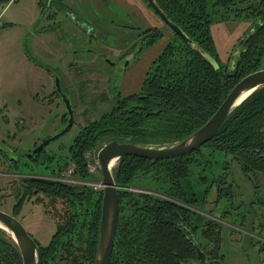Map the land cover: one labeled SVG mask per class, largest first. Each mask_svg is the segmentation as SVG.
Instances as JSON below:
<instances>
[{
  "label": "trees",
  "instance_id": "16d2710c",
  "mask_svg": "<svg viewBox=\"0 0 264 264\" xmlns=\"http://www.w3.org/2000/svg\"><path fill=\"white\" fill-rule=\"evenodd\" d=\"M10 1L15 0H0V8ZM54 1H37L41 16ZM153 1L192 42L171 30L170 40L145 71L139 91L130 95L117 92L115 103L107 111L96 119H84L69 145L68 160L55 172L58 175L71 162V178L81 182L22 177L20 185L7 196L13 197L14 216L23 201H31L37 194L46 196L44 202H34L43 205L55 229L45 245L34 238L40 264H94L102 189L95 190L87 183L95 181L88 171L87 153L94 148L98 151L100 140L117 138L155 146L179 141L215 112L239 79L261 68L264 0H212V11L208 10V0ZM145 4L152 10L146 0ZM215 13L219 19L230 14L253 19L251 32L232 64L229 56L220 60L216 51L210 32ZM161 35L156 26L139 30L129 44L137 45L130 55L152 46ZM32 149L29 156L35 164L53 158ZM233 161L252 183L256 173L264 172V86L248 94L213 136L190 153L159 160L132 155L118 158L112 169L118 186V216L109 264H196V248L204 252L208 263L223 264L220 222L203 218L197 210L213 186L219 199L234 195L233 185L226 178ZM14 162L17 167L18 160ZM215 165L220 173L214 171ZM144 181L153 183L156 193L128 190ZM21 262L15 241L0 227V264Z\"/></svg>",
  "mask_w": 264,
  "mask_h": 264
},
{
  "label": "rangeland",
  "instance_id": "374dc122",
  "mask_svg": "<svg viewBox=\"0 0 264 264\" xmlns=\"http://www.w3.org/2000/svg\"><path fill=\"white\" fill-rule=\"evenodd\" d=\"M37 1L15 0L0 8V19L4 11L3 19L10 20L5 24L7 31L0 33V209L10 214L13 197L7 196L20 185L22 177L64 181L61 174L68 168L73 171V164L69 162L58 175L55 172L68 160L69 145L84 125V119H96L107 111L115 103L117 92L121 95L138 92L146 68L172 35L169 26L149 7L150 17H143L136 8L132 11L115 0H56L41 16ZM208 10L212 11V0H208ZM213 18L210 32L218 56L222 61L228 56L230 60L233 48L242 34L251 29L253 19L231 14L219 19L216 13ZM154 26L162 32L155 45L141 52L138 49L135 56L120 57L139 30ZM137 57H142V62L135 66L133 58ZM144 57H148L147 62ZM35 66L48 72L39 86L34 78ZM55 75L59 77L62 92L70 99L73 124L45 145L44 154L53 158L35 164L26 153L34 143L55 134L67 122L64 105L55 93ZM129 90L133 92H126ZM107 141L104 137L99 146ZM96 153V148L87 153L88 171L95 181H101ZM14 160H18L17 167ZM217 167L214 171L220 173ZM226 178L233 185L234 197L219 199L213 186L197 211L203 218L220 222L223 264H264V172L256 173L255 189L251 179L233 161ZM152 186L153 183L146 181L137 182L128 190L153 193ZM4 195L7 199L1 200ZM45 198L37 194L31 201H23L15 214L42 245L48 243L55 229L43 205L34 202H44Z\"/></svg>",
  "mask_w": 264,
  "mask_h": 264
},
{
  "label": "water",
  "instance_id": "95a60500",
  "mask_svg": "<svg viewBox=\"0 0 264 264\" xmlns=\"http://www.w3.org/2000/svg\"><path fill=\"white\" fill-rule=\"evenodd\" d=\"M146 1L154 13L157 14V16L169 26L173 32L185 41L192 42L174 23L167 19L165 14L157 7L153 0ZM250 32L251 29L247 30L246 33H243L233 48L230 57L231 64L234 62L241 45ZM135 45L136 43H133L127 47L120 57H124L127 54L129 55L134 50ZM106 61L110 62L108 59H106ZM211 61L216 65L213 59H211ZM54 86L55 91L61 98L66 110L67 122L55 134L47 135L40 139L39 143L33 147L32 152L40 151L49 142L64 134L73 124V108L69 97L61 90L59 77L57 75L54 76ZM260 86H264V68H259L239 79L227 93L215 112L200 127L179 141H175L168 145L155 146L142 145L115 138L107 141L98 149L96 153V161L100 167V183L102 184L103 189L101 197L99 237L94 264H109L116 231L118 216V186L113 179V168H109L110 161L114 160L116 163L118 158L122 155H132L151 160H159L190 153L207 142L218 130L228 114L239 105L248 94ZM246 91L250 92L243 99L238 101L241 94ZM26 154L29 155L30 153L28 152ZM0 227L10 233L15 241L21 255V264H40V252L37 243L14 215L0 209ZM196 252L200 261L205 262L206 256L204 252L199 248H196Z\"/></svg>",
  "mask_w": 264,
  "mask_h": 264
},
{
  "label": "crops",
  "instance_id": "0c3cea01",
  "mask_svg": "<svg viewBox=\"0 0 264 264\" xmlns=\"http://www.w3.org/2000/svg\"><path fill=\"white\" fill-rule=\"evenodd\" d=\"M106 2V1H105ZM115 2L117 3V4H119V5H123V6H126L127 8H129V9H131L132 11H134L133 10V8H136L137 9V13H140V16H149L150 17V11H149V9L147 8V6L145 5V3H143V1L142 0H134V1H132V0H115ZM8 5V4H7ZM126 10V9H125ZM152 12V11H151ZM3 15H4V11H2L1 12V19H2V22H3V25L0 27V29H2L1 30V32L0 33H4V31H7V29L5 28V24L6 23H8V22H10V20H8V19H3ZM155 45V44H154ZM159 52V51H158ZM158 54V53H157ZM156 54V55H157ZM155 55V56H156ZM135 56V55H134ZM154 56V57H155ZM154 57H153V59H154ZM142 58V57H141ZM141 58L139 59L138 57L137 58H133V61L134 62H136V63H134L135 64V66L137 65V64H140L142 61H141ZM145 58V57H144ZM143 58V59H144ZM152 59V60H153ZM145 61L147 62L148 61V57L147 58H145ZM152 62V61H151ZM144 63V62H143ZM146 64V63H145ZM145 64H144V66H145ZM151 64V63H150ZM149 67V66H148ZM146 70H147V68H146ZM31 72H33L32 70H30ZM34 71H35V76H34V78H35V81L36 82H38V86L42 83V79H44L46 76H47V74H48V72L46 71V69L43 67H37V66H35V69H34ZM39 74V77H37V75ZM141 85V84H140ZM125 88H126V86H124V90H125ZM126 92H133V91H126ZM47 122H45V124H46Z\"/></svg>",
  "mask_w": 264,
  "mask_h": 264
},
{
  "label": "built area",
  "instance_id": "2783aa9c",
  "mask_svg": "<svg viewBox=\"0 0 264 264\" xmlns=\"http://www.w3.org/2000/svg\"><path fill=\"white\" fill-rule=\"evenodd\" d=\"M1 19H0V24H1ZM71 173H72V170L68 168V170L64 173L61 174V178L62 180L64 181H75L74 179L71 178ZM90 185L93 186L94 189L96 190H99V189H102L103 186L102 184L100 183V181H95V182H89Z\"/></svg>",
  "mask_w": 264,
  "mask_h": 264
},
{
  "label": "flooded vegetation",
  "instance_id": "af4514ba",
  "mask_svg": "<svg viewBox=\"0 0 264 264\" xmlns=\"http://www.w3.org/2000/svg\"><path fill=\"white\" fill-rule=\"evenodd\" d=\"M136 46H137V45H135V48H136ZM135 48H134V49H135ZM133 56H134V55H133ZM126 57H127V56H126ZM126 57H125V59H126ZM121 60H122V59H121ZM126 60H127V59H126ZM130 94H132V93H128L127 95H130ZM38 143H39V141H38L37 143H35V146H36ZM44 147H45V146H44ZM44 147L41 149L43 153L46 152L45 149H44ZM43 149H44V150H43ZM41 150H40V151H41ZM40 151H39V152H40ZM17 172H18V171H17ZM252 184H253V186H254L255 189L258 187V186H257L258 184H257L255 181H253ZM34 193H35V190H34ZM19 196H21V192H19ZM5 197H6V196H5ZM6 199H7V197H6ZM224 211H226V210H224ZM196 264H210V263H208L207 260H205V262H201L200 259L198 258Z\"/></svg>",
  "mask_w": 264,
  "mask_h": 264
},
{
  "label": "bare ground",
  "instance_id": "6f19581e",
  "mask_svg": "<svg viewBox=\"0 0 264 264\" xmlns=\"http://www.w3.org/2000/svg\"><path fill=\"white\" fill-rule=\"evenodd\" d=\"M250 91H246V92H243L241 94V96L238 98V101H240L241 99H243ZM115 164V161L114 160H111L110 163H109V168H112Z\"/></svg>",
  "mask_w": 264,
  "mask_h": 264
}]
</instances>
